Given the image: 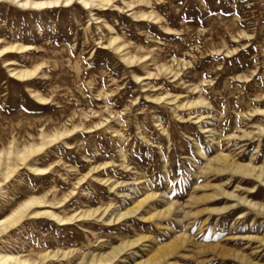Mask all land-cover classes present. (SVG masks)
I'll list each match as a JSON object with an SVG mask.
<instances>
[{
    "label": "rangeland",
    "instance_id": "rangeland-1",
    "mask_svg": "<svg viewBox=\"0 0 264 264\" xmlns=\"http://www.w3.org/2000/svg\"><path fill=\"white\" fill-rule=\"evenodd\" d=\"M127 1L132 6L114 0L91 13L79 0L56 7L0 0V38L32 45L7 58L39 67L25 83L0 56V149L42 127L94 130L81 127L34 155L31 163L46 174L24 165L7 183L0 174V218L32 193L61 201L56 210L64 215L110 206L103 217L68 225L25 217L0 239V251L70 264L72 255L40 254L86 242L89 251H109L122 237L146 236L115 263L137 264L156 255L149 246L183 235L160 264H264V183L208 169V158L222 151L264 166V112L257 110H264V0ZM110 25L140 60L129 64L110 46ZM201 94L206 103L178 106ZM149 193L144 208L115 219ZM171 203L169 213L149 218Z\"/></svg>",
    "mask_w": 264,
    "mask_h": 264
},
{
    "label": "bare ground",
    "instance_id": "bare-ground-1",
    "mask_svg": "<svg viewBox=\"0 0 264 264\" xmlns=\"http://www.w3.org/2000/svg\"><path fill=\"white\" fill-rule=\"evenodd\" d=\"M11 1H13V0H11ZM73 1L74 0H71V2H73ZM79 1L81 3H83L86 7H88L89 11L91 13H93V10H94L93 7L95 5L106 6L114 0H79ZM122 1L124 3H127L129 6H132V4L129 3L127 0H122ZM71 2H69V0H15V3L21 5L22 7H37V5L56 7V6L61 5L63 3H71ZM92 15H93L94 19L97 20V22H100L99 21L101 18L100 16H97V14H95V13ZM153 15H154L153 12L147 13L146 11H142V13H141V16H144V17H146V16L147 17H149V16L153 17ZM109 29H111V32H112L110 38L108 39L110 46L115 47V49L118 52H121L122 58L127 63L131 64V63L135 62L136 60H140L142 58V56L138 57V55H135L131 51H127V48H128L127 43L121 42L122 39L119 36V34L115 31L113 26L110 25ZM31 46L32 45H28V44H25V43L19 42V41L12 42V41H9V39H8V42H6L0 38V56L2 57V59L4 61L5 60L7 62L9 61L8 63L10 65L11 64L15 65L10 69V72H11L10 74H12L15 78H17V79H19L25 83H28L27 81H29L31 79V77L38 71L39 67L36 66V68H30L28 66H20V65H18V63L15 60L9 59V58H7V56L9 54V52L25 50ZM227 52H230V51H227ZM163 67L165 69L173 70L172 66L167 65L166 63L163 64ZM136 78L140 79L141 77H140V75H136ZM203 81H206V80H203ZM199 87L200 86L197 85L196 89H198ZM36 98L39 101H46L47 100V97H45L41 93H37ZM179 98H180L179 96H175L174 100H179ZM160 99H158V100H160ZM204 103H206V99L201 94L195 100L193 99V100L188 101L186 103L181 102L178 106L179 107H187V106L190 107V106H198V105L204 104ZM257 110L264 112V110H260V109H257ZM196 118L201 119L202 114L199 113ZM67 121H66V123H67ZM100 125L101 124H97L96 127H99ZM81 127L87 129L88 131L93 130V127H91V126L87 127V126H83V125L75 123L72 126L63 125L61 127H56L51 131L48 130L49 128L47 129L45 127H42V129L38 132L37 137L27 138L25 140H20L19 138L12 136L13 138L9 142L10 145L8 144L9 146L5 147L6 146V144H5V146H3V148L0 149V174L3 176L4 179H6V183H7V180L10 179V177L12 175H14L13 173L17 169H19L21 165L29 166V168L37 174H41V175L46 174L48 171V168L42 167V166H39L36 164L33 165L30 161L32 159V157L35 158L34 155L37 156L38 153H40L38 155H41V151L46 146L49 145V147H51L52 145L50 146V144L56 142L60 138L64 139L65 137L71 135L70 133H72L73 131H75L77 129L78 130L81 129ZM260 130L264 133V127H261ZM116 131H117V129H116ZM66 144L64 143V145H66ZM45 149H47V148H45ZM45 152H46V150H45ZM42 154H43V152H42ZM208 161H210L209 165H208V169L214 170L215 172L216 171L222 172V171L228 169V170H231L235 173L237 172V173H241V174H244L247 176L255 177L256 179H259L261 182L264 183V166L256 167V166H252V165H248V164L246 165V164L237 163L233 158L230 157L229 154H225L223 151L218 152L212 158H208ZM106 163H107V161H106ZM105 165L106 164L104 163V166ZM48 167H50V166H48ZM126 167H127V165H126ZM95 168H99V167L97 166ZM112 168H113V166H112ZM4 179H3V181H4ZM1 184L2 183L0 181V185ZM4 184H5V182H4ZM0 193H2V192H0ZM95 193L96 192H94V194ZM65 197H66V195H65ZM152 197H154V194L149 193L148 196H146L144 199L142 198L138 202L133 201V203L135 202L136 204L132 208H130L129 210H127L125 212L117 213L114 216L115 219L116 218L119 219L125 215L130 214V213L132 214V213L140 211L142 208H144L145 203L149 199H151ZM7 203H9V202H7ZM64 203H66V202L64 201ZM61 205H62L61 201H57V200L55 201L54 199L49 198L48 194L46 195V193L45 194L32 193V194L28 195L26 198L21 199L19 202H17V204L13 208L11 207L12 209L11 208L9 209L10 211H8L9 212L8 214H6L0 218V239L3 238V235H5V233L11 227L22 222V220L28 216H31V217L46 216V217H49L51 220L55 221L56 223H58L59 225H68V224H71L73 221H76L77 219L79 220L80 218L84 219V218L96 217V216H100V214H102V213H103V215H101L100 217H103L104 214L107 213V211H109V208H110V206H106L104 209H102V207H101L98 209L97 208L96 209H86V210H82L80 212H77V210H75L71 214L64 215L60 211L56 210ZM172 206H173V204L171 203L170 206L166 210L157 211V212H155V214L151 215L149 218H152L154 216L166 215L167 212L169 213L171 211ZM0 207H2V206H0ZM110 220H113V219L110 218ZM82 231H84V230H82ZM89 231H90V229H89ZM9 232H10V230H9ZM146 239H147L146 236L138 237L136 239H128V238L126 239L125 237H122L121 243L119 245H117V246L115 245V246L111 247L109 251L108 250L98 251L96 253H95V251H89V243L88 242H86L85 246L82 247L81 249L79 247V249L75 248L74 250H69V251L66 249H62V251L60 252L61 248H60V246H58L60 249H58V247H57L56 250L55 249L50 250V251L46 250L45 253L42 251L43 253H42V255L40 254V258L46 260V258H48V257H52V258L63 257V259H66V258H69L70 255H72V256H74L73 257L74 259L71 260L69 258L70 264H115V263H117V261H118L117 259L120 258V256L122 255L123 252H125L127 250H131L140 242L146 241ZM185 239H186L185 236L182 235V236L176 237L175 240H173V242L170 244L160 245L157 248H155L154 246H149V250H151V252L156 250V255H154V257L152 259L142 260V261L138 262L137 264H160L165 259V256H167L168 254H173L175 252V250L179 248L180 244L184 243ZM145 246H147V245L145 244ZM34 248H33V250H34ZM68 248H69V245H68ZM46 249H48V248H46ZM35 250H37V249H35ZM38 254H39V252H38ZM40 262L41 261H39L33 257L23 258L21 256L20 252H18V251H13V250L6 251V252L0 251V264H29V263L30 264H42Z\"/></svg>",
    "mask_w": 264,
    "mask_h": 264
},
{
    "label": "snow or ice",
    "instance_id": "snow-or-ice-1",
    "mask_svg": "<svg viewBox=\"0 0 264 264\" xmlns=\"http://www.w3.org/2000/svg\"><path fill=\"white\" fill-rule=\"evenodd\" d=\"M13 2H15V0H13ZM69 2H71V0H69ZM42 5H37V7H41Z\"/></svg>",
    "mask_w": 264,
    "mask_h": 264
}]
</instances>
